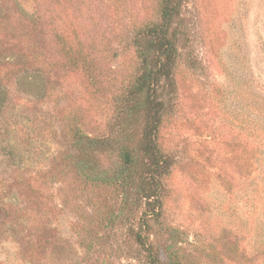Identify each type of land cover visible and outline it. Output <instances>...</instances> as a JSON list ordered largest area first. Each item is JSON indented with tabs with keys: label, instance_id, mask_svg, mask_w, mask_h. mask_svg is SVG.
I'll list each match as a JSON object with an SVG mask.
<instances>
[{
	"label": "rangeland",
	"instance_id": "obj_1",
	"mask_svg": "<svg viewBox=\"0 0 264 264\" xmlns=\"http://www.w3.org/2000/svg\"><path fill=\"white\" fill-rule=\"evenodd\" d=\"M159 18V0H0V264H144L120 192L83 178L72 144L109 133ZM178 28L152 239L163 261L264 264V0H187Z\"/></svg>",
	"mask_w": 264,
	"mask_h": 264
},
{
	"label": "trees",
	"instance_id": "obj_2",
	"mask_svg": "<svg viewBox=\"0 0 264 264\" xmlns=\"http://www.w3.org/2000/svg\"><path fill=\"white\" fill-rule=\"evenodd\" d=\"M159 1V20L139 28L134 35L139 67L118 97L109 133L91 137L76 131L73 161L86 180L120 192L119 213L125 211L131 218V235L145 252L144 264H181L171 253L166 261L161 259L151 228L152 222L162 217L167 193L163 179L174 165L173 156L161 143L163 118L174 102L166 106L161 94L168 97L166 92L170 90L172 100L177 96L178 22L187 0ZM67 50L68 65L80 67L97 84L95 64L88 57ZM169 234L171 238L175 236L171 231Z\"/></svg>",
	"mask_w": 264,
	"mask_h": 264
}]
</instances>
